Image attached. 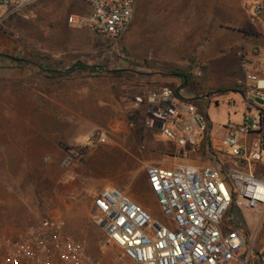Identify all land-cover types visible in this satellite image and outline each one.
<instances>
[{"label":"rangeland","instance_id":"374dc122","mask_svg":"<svg viewBox=\"0 0 264 264\" xmlns=\"http://www.w3.org/2000/svg\"><path fill=\"white\" fill-rule=\"evenodd\" d=\"M222 1L225 49L215 80L227 85L215 89L202 85L204 73L200 78L192 75L201 61L198 55L206 41L200 32L203 29L200 0H187L179 17L168 1L161 10L153 2L139 9L137 23L142 27L131 46L123 41L127 33L118 40H108L69 26L66 20L70 14L88 11L80 0H38L0 25V46L17 47V54L29 62L17 65L0 57V242L3 238L15 239L35 230L41 221L49 220L59 235L82 243L97 264H113L112 253L101 252L103 234L90 219L92 199L104 185L119 188L159 222H168L149 190L146 166L171 167L180 163L206 166L214 165V159L203 151L181 158L175 146L149 125L147 107L133 105L130 97L141 96L148 89L137 87L142 72L153 76L156 71L168 73L190 65L191 83L180 94L192 97L187 102L194 104L206 118L212 129L210 135L228 122L240 120L243 97L236 91L244 96L245 81L237 85L233 78L237 50L230 41L240 32L253 41H264V0ZM256 4L263 6L260 12L253 10ZM159 18L168 23L178 18L193 20V30L185 35L167 32L160 43L154 38L153 24ZM160 52L176 56L177 60L162 64L158 60ZM78 62L95 67L98 73L81 70L54 77L36 67L63 72ZM126 68L138 74L123 78L109 74ZM90 78L101 84L98 91L112 92L113 98L93 97L98 92L94 87L80 94L79 84L88 83ZM162 82V86L174 83ZM155 86L159 85L152 87ZM220 89L229 91L219 92ZM204 95L209 96L210 103L198 101ZM91 120L102 125L92 129ZM88 130L89 134H82ZM92 133L106 134V143L85 148ZM67 149L76 151L78 157L64 168L61 163ZM104 154L112 155L106 162H100ZM258 220L259 215L236 208L229 210L223 220L224 229L242 226L247 239L243 257L251 256L249 264H259L257 252L264 244V229L258 231Z\"/></svg>","mask_w":264,"mask_h":264},{"label":"built area","instance_id":"2783aa9c","mask_svg":"<svg viewBox=\"0 0 264 264\" xmlns=\"http://www.w3.org/2000/svg\"><path fill=\"white\" fill-rule=\"evenodd\" d=\"M37 1L0 0V25ZM83 1L89 12L69 15V26L108 40H118L128 30L136 0ZM262 9L260 4L253 8ZM236 56L250 108L238 122L221 127L222 138L202 141L210 129L206 118L169 88L151 87L146 99L137 100L147 107L148 124L181 158L203 151L214 165L146 166L147 184L167 223L116 188L96 194L90 219L103 234L101 252L110 251L113 264H249L251 256L243 257L247 239L242 226L224 229L223 220L236 208L259 215L258 231L264 229V55L252 49L237 51ZM203 67L196 64L194 78L202 76ZM106 140V134L92 133L84 147L97 148ZM76 157V151L67 149L61 166L68 167ZM257 258L264 264V244ZM0 264L97 263L82 243L59 235L52 221L43 220L35 230L2 239Z\"/></svg>","mask_w":264,"mask_h":264},{"label":"crops","instance_id":"0c3cea01","mask_svg":"<svg viewBox=\"0 0 264 264\" xmlns=\"http://www.w3.org/2000/svg\"><path fill=\"white\" fill-rule=\"evenodd\" d=\"M80 1L88 7V11H87V13H88L89 12L88 4L83 0H80ZM167 1L170 2L171 6L177 10V12H176L177 17L180 16V14H181L180 11L183 8H185V5L187 3V0H136L135 7H134L133 19H132L131 24L128 28L129 32H127L128 30L125 32V34L126 33L127 34L123 39L124 43L127 46H131L135 43V41H136L135 36L141 30V27H142V24L137 23V17H138L139 9L141 11V10H143L144 7H147V5L150 2H153V3H157L158 7L157 6L156 7L159 10H161L163 8H166ZM219 1H222V0H200L201 16H202V21H200V24L203 25V29L200 32L205 35L204 39L206 41H205V44L202 48L203 50L201 51V54L198 55V60H201V61H198L197 64L202 63L204 65L203 73L205 74L204 79L205 78L206 79L202 82V85L206 88H211V89H215L217 87H223L224 85H227V84H223L219 80H215V79H217V75L219 74L218 62L224 56L225 37H226L225 27H224V17H223L224 5H223V1L222 2H219ZM163 4H165V6H163ZM87 13H85V14H87ZM72 14L85 15V14H78V13H72ZM16 16H12L8 20L15 18ZM263 19H264V14H263ZM66 22H67V20H66ZM153 24H154V33H155L154 38L156 39V41H160V43H161V41L165 40V35L167 32L172 33L174 31L177 35H179V33L185 35L186 33L192 31L193 30L192 25H194V21L193 20L190 22L189 21H182L180 18H178L175 21L172 22V20H171L168 23L165 19L159 18V19H156L153 22ZM186 26L189 27L188 30H187ZM231 40H232V41H230L231 46H233L237 51L243 50L245 52H250L252 49H258L260 51V53L262 55H264V41L263 40H261L260 42L253 41L251 38L244 36L243 32L238 33L237 38L234 36V38H232ZM18 51H19V49L17 47L10 48V47H6V46H0V55L4 54V55L16 56L18 58L23 59L21 57L22 56L21 54H17ZM8 52H9V54H8ZM158 58H159L158 59L159 62L162 64H166L168 62H172V61L177 60L176 56H174V57L169 56L168 57L166 54L161 53V52L159 53ZM180 63H183V61H180ZM235 63L236 64L233 68V72L235 75L233 78L235 80V83L238 85V84L243 83L244 75H243V73L239 67L238 59H237L236 55H235ZM206 65H208V66L206 67ZM126 70H129V69L126 68ZM160 72H162V71H156L154 73H160ZM149 73L150 72H142V75H139V76H142L143 78L141 77L142 80L139 81V83L137 84V87L139 86V88L142 90L146 89V88H148V89L141 96L135 97V95H134V96L130 97L133 105H135V106H136V104H137L136 102L139 98H143V99L147 98V93H148V90L150 89L149 87L153 86V85H151L152 82L159 81V83H158L159 86H155V87H161L163 85L162 81H166V80L178 82L177 79H170V77H163V76H160L158 74L153 75V76H149L150 75ZM143 74H145V75H143ZM91 80L92 79L90 78V81L88 83L79 84L78 88H79L80 94H86V92L93 90L92 87H94V89L96 91H98L101 88V84L99 82L91 81ZM111 86H113V85L111 84ZM162 87H164V86H162ZM111 93L112 92H109L106 90L98 91V92L93 93V97L96 96L99 99V97L101 95H104V96H109V97L113 98V94H111ZM238 93H240L241 96L243 97L242 109H243V113H244L250 107L247 104L246 99L244 101V96L242 95V93L240 91ZM117 97H115V98H117ZM182 98L185 99L186 101L192 99V97H187V98L182 97ZM198 101H207L208 103H210L208 95H204L202 97V99H198ZM138 106H143V104L138 105ZM84 120L86 121L87 119L84 118ZM91 121H92V126H91L92 129H98L102 125V123H101V125H99L100 123L97 121H93V120H91ZM89 132H91V131L88 130L86 132H83L82 134H87V133L89 134ZM211 132H212V129L210 126L208 137H207L210 139V141H212L213 139H216V138H222V136H223V131L221 130V128L213 136L210 135ZM75 141H77V138L75 139ZM111 155L112 154H109V155L104 154L99 158L100 159L99 161L100 162H106L105 160L107 158L109 159L111 157ZM157 163L165 164V162H162V163L157 162ZM191 165H198V164H191ZM126 175H127V172H126ZM106 187H113V188L120 190L119 188L112 186V185H104L99 190V192ZM120 191H122V190H120ZM122 192L125 193L124 191H122ZM126 195H128V194H126ZM141 206H143V205H141Z\"/></svg>","mask_w":264,"mask_h":264},{"label":"trees","instance_id":"16d2710c","mask_svg":"<svg viewBox=\"0 0 264 264\" xmlns=\"http://www.w3.org/2000/svg\"><path fill=\"white\" fill-rule=\"evenodd\" d=\"M0 57L9 59V60L13 61L14 63H16L17 65H21L22 63H29L26 60H23V59L18 58L16 56L1 54ZM36 67L40 70V72L53 74L54 77L67 76L68 74H71L72 72L81 71V70L90 71V72L97 71L95 67L88 66L87 64H83V62L75 63L73 66H71V68L69 70H66V71L64 70L63 72L60 70L58 71V70H53V69H49V68H44L43 66H40V65H36ZM190 70H191V66L189 65V66H186L182 69L170 71L168 73L160 72V73H156V74L163 76V77H170V79H177L179 84H177L176 82H174V83L170 82V83H167L166 85H164V87L171 89L173 94L176 97L182 98L180 91L182 89L186 88L187 86H189L191 83V71ZM97 73H98V71H97ZM109 74L113 77L123 78L129 74H138V73H134L131 70H121L120 69V70L109 71ZM154 84H158V83H156V82L151 83V85H154ZM218 91L219 92H226L229 90L220 89ZM236 92H239V91L237 90Z\"/></svg>","mask_w":264,"mask_h":264}]
</instances>
